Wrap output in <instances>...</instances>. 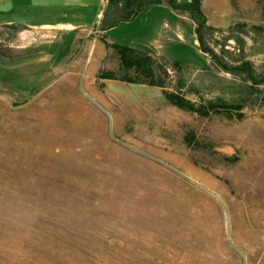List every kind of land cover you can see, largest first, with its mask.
<instances>
[{"label": "rangeland", "instance_id": "1", "mask_svg": "<svg viewBox=\"0 0 264 264\" xmlns=\"http://www.w3.org/2000/svg\"><path fill=\"white\" fill-rule=\"evenodd\" d=\"M262 5L227 0L202 9L218 29L213 38L240 34L264 73L260 38L249 27L264 26ZM154 9L105 36L180 61L169 79L191 87L190 99L217 95L219 78L230 75L199 50L192 20ZM27 12L38 22L79 11ZM158 17L170 31L155 44L148 37ZM39 37L28 56L0 55V264H264L256 254L264 247L260 95L248 97L239 118L199 116L168 103L157 86H99L97 70L116 66L109 50L94 70L71 34ZM226 47L236 51L235 41Z\"/></svg>", "mask_w": 264, "mask_h": 264}, {"label": "trees", "instance_id": "2", "mask_svg": "<svg viewBox=\"0 0 264 264\" xmlns=\"http://www.w3.org/2000/svg\"><path fill=\"white\" fill-rule=\"evenodd\" d=\"M230 2L233 4V0ZM154 4H165L179 13H185L192 20V30L199 50L209 57L211 65L228 73L230 78H219L217 95L193 100L185 95L192 88L186 87L183 80L177 78L174 83L170 82L168 70L178 73L182 67L180 61L168 60L161 55L129 45L102 40L106 50L115 55L117 62L115 68L100 67L97 70L95 80L99 86L104 79L157 86L168 103L199 116L221 113L228 118H239L242 116L241 109L248 105V97L255 93L260 95L264 105V73L257 71L246 57L243 37L230 31L222 35L220 40L214 39L213 33L218 29L207 23L201 0H188L183 3L178 0H106L101 13L100 28H108L120 20H128ZM261 12L264 14V5L261 6ZM249 27L254 36L252 38H260L259 44L264 53V26L251 24ZM228 39L235 41L236 51L226 47ZM214 46H217V50ZM206 66L204 65L205 68ZM189 134L187 140L191 139L192 134Z\"/></svg>", "mask_w": 264, "mask_h": 264}, {"label": "crops", "instance_id": "3", "mask_svg": "<svg viewBox=\"0 0 264 264\" xmlns=\"http://www.w3.org/2000/svg\"><path fill=\"white\" fill-rule=\"evenodd\" d=\"M219 1L225 2L227 0H201V4L204 7L206 4L212 2V7L218 9ZM105 2L106 0H0V42H2L0 55L8 59L28 56L37 43L35 35L40 36L39 39L50 41L56 34L65 32L72 35V41H75V45L79 40L81 50H83L87 59L95 60V70L100 59L107 52L102 40L111 42L105 36L107 28L101 29L99 24ZM165 6L167 5L154 4L142 12H144L143 14H147L155 10L154 8H165ZM35 9L40 10L37 15L41 18L50 16L51 12L56 10L79 12L73 16L62 14L52 20L42 19L38 22H32L28 20L30 15L27 14V11ZM173 11L187 16L185 13ZM142 12H138L132 18L137 17ZM157 19L160 21V24L156 28L153 26L154 30L151 31V35L148 37V41L155 44L159 41V36L163 33L168 34L170 31L167 19L159 17ZM4 25H10V27H4ZM13 26L15 28H12ZM8 30L12 32L8 34ZM156 31L157 34L155 36L154 32ZM176 34L178 37H181L177 30ZM194 40L196 42L195 38ZM12 50L14 51L12 52ZM256 254L257 256L259 254V259L264 261V247L257 249Z\"/></svg>", "mask_w": 264, "mask_h": 264}, {"label": "bare ground", "instance_id": "4", "mask_svg": "<svg viewBox=\"0 0 264 264\" xmlns=\"http://www.w3.org/2000/svg\"><path fill=\"white\" fill-rule=\"evenodd\" d=\"M70 88H71V87H70ZM262 185H263V183H262L260 186H262ZM259 191H260V189H259ZM257 194H258V196L261 195V196H259V201H260L259 203H261V204L264 203V195L262 194V192L260 191V192L257 193ZM263 213H264V211H263ZM263 217H264V216H263ZM259 220H260V219L256 218L255 222H256V223H259ZM259 239H260V237H259Z\"/></svg>", "mask_w": 264, "mask_h": 264}]
</instances>
